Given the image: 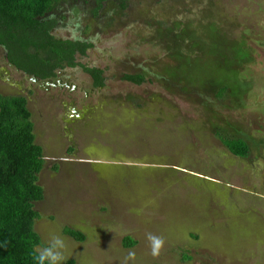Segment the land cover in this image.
<instances>
[{
  "label": "rangeland",
  "instance_id": "obj_1",
  "mask_svg": "<svg viewBox=\"0 0 264 264\" xmlns=\"http://www.w3.org/2000/svg\"><path fill=\"white\" fill-rule=\"evenodd\" d=\"M93 6L59 3L53 35L93 44L77 61L103 88L79 67L34 78L0 47V94L27 99L45 158L37 251L56 238L57 264H264V0Z\"/></svg>",
  "mask_w": 264,
  "mask_h": 264
},
{
  "label": "trees",
  "instance_id": "obj_2",
  "mask_svg": "<svg viewBox=\"0 0 264 264\" xmlns=\"http://www.w3.org/2000/svg\"><path fill=\"white\" fill-rule=\"evenodd\" d=\"M62 1L0 0V47L5 49L9 63L27 75L48 80L55 78L58 70L79 67L90 76L95 88H103L104 72L77 61V56H86L93 44L53 35L59 24L55 7ZM91 1L97 15L109 0ZM123 79L136 85L145 82L143 75H125ZM223 92L221 89L219 95ZM218 137L234 156L249 155L245 140L221 134ZM44 163L27 99L0 94V264H40L37 248L41 238L35 230L40 214L35 204L44 199L38 183ZM64 233L80 243L86 239L77 230L65 228ZM123 244L131 248L136 242L128 237Z\"/></svg>",
  "mask_w": 264,
  "mask_h": 264
},
{
  "label": "clouds",
  "instance_id": "obj_3",
  "mask_svg": "<svg viewBox=\"0 0 264 264\" xmlns=\"http://www.w3.org/2000/svg\"><path fill=\"white\" fill-rule=\"evenodd\" d=\"M160 245V241H156V244L153 248V255L157 254L158 248ZM57 247H63L61 241L59 239L54 238V242L52 244L51 249H45L38 257L40 264H44V261L47 259L49 261V264H57L59 260L62 259L61 254L58 251H53V249ZM129 257H133L134 253L129 252Z\"/></svg>",
  "mask_w": 264,
  "mask_h": 264
},
{
  "label": "flooded vegetation",
  "instance_id": "obj_4",
  "mask_svg": "<svg viewBox=\"0 0 264 264\" xmlns=\"http://www.w3.org/2000/svg\"><path fill=\"white\" fill-rule=\"evenodd\" d=\"M6 54V58H7V53H5ZM8 60V59H7ZM11 64V63H10ZM12 65V64H11ZM57 72V71H56ZM30 76H32V75H30ZM34 78H37V77H35V76H33ZM37 79H39V78H37ZM40 80H42V79H40ZM49 80V79H48Z\"/></svg>",
  "mask_w": 264,
  "mask_h": 264
}]
</instances>
